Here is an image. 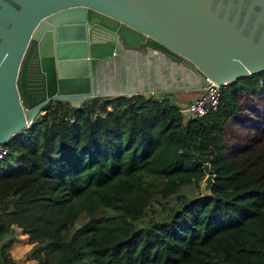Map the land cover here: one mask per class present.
<instances>
[{"label": "trees", "instance_id": "1", "mask_svg": "<svg viewBox=\"0 0 264 264\" xmlns=\"http://www.w3.org/2000/svg\"><path fill=\"white\" fill-rule=\"evenodd\" d=\"M244 95L264 103V71L188 120L144 94L52 101L0 159V264H24L10 252L18 229L38 264H264V114L243 149L226 150ZM99 100L115 109L95 114ZM208 173L215 184L201 199ZM193 183L197 196L180 191Z\"/></svg>", "mask_w": 264, "mask_h": 264}, {"label": "water", "instance_id": "2", "mask_svg": "<svg viewBox=\"0 0 264 264\" xmlns=\"http://www.w3.org/2000/svg\"><path fill=\"white\" fill-rule=\"evenodd\" d=\"M141 48L203 86L264 71V0H0V144L54 100L111 99L103 72Z\"/></svg>", "mask_w": 264, "mask_h": 264}, {"label": "crops", "instance_id": "3", "mask_svg": "<svg viewBox=\"0 0 264 264\" xmlns=\"http://www.w3.org/2000/svg\"><path fill=\"white\" fill-rule=\"evenodd\" d=\"M180 66L183 67L181 64ZM181 69L176 62L167 56L163 57L159 51L150 52L147 48H141L134 55L123 56L119 65L114 63L103 72V92L112 93L113 97L144 94L169 98L181 106L196 99L203 89L200 80H189L184 67ZM193 86L195 87L192 88ZM20 233L21 237H16L10 252L13 258L21 261L25 259L33 244H25V234L22 231ZM30 262L34 264V261Z\"/></svg>", "mask_w": 264, "mask_h": 264}, {"label": "rangeland", "instance_id": "4", "mask_svg": "<svg viewBox=\"0 0 264 264\" xmlns=\"http://www.w3.org/2000/svg\"><path fill=\"white\" fill-rule=\"evenodd\" d=\"M99 104V105H98ZM101 104V101L99 100L97 102V107L95 109V114H108L112 112L115 107L113 105L108 106L106 111H103L101 107H99ZM243 104L245 107V111L247 113H244L243 115H233L230 117L226 127H225V132H226V147H227V152L229 154L236 153L240 151L241 149L244 148L245 143L243 142L244 137L253 130L255 123L257 122L258 118L264 114V103L259 100L258 98H253L248 95H244L243 97ZM200 189V188H199ZM199 189L197 188L196 184H189V185H183L180 189V191H185L190 193L193 197L197 196L199 193ZM195 195V196H194ZM169 202L171 199L168 200ZM162 206H156L155 209L161 211ZM82 222L78 223V226L81 225ZM18 239L21 237L20 236V230H17ZM26 238V242L24 243H30V238L27 235H24ZM15 242V241H14ZM19 242V241H18ZM22 244L21 242H19ZM24 262V264H31L30 261H34V264H38L37 261L35 260H28L27 259V254L25 256V259L21 260Z\"/></svg>", "mask_w": 264, "mask_h": 264}, {"label": "built area", "instance_id": "5", "mask_svg": "<svg viewBox=\"0 0 264 264\" xmlns=\"http://www.w3.org/2000/svg\"><path fill=\"white\" fill-rule=\"evenodd\" d=\"M229 83H218L210 76H206V84L203 86L202 93L193 101L179 105L181 113L186 120L204 117L211 112H216L222 102L224 88ZM158 98V97H157ZM162 99V98H158ZM9 154V146L6 142L0 144V159Z\"/></svg>", "mask_w": 264, "mask_h": 264}]
</instances>
